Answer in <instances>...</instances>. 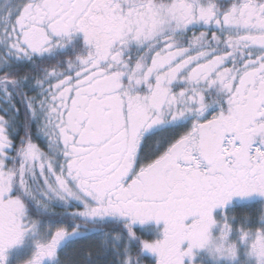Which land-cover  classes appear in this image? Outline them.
<instances>
[{
  "label": "snow or ice",
  "instance_id": "obj_1",
  "mask_svg": "<svg viewBox=\"0 0 264 264\" xmlns=\"http://www.w3.org/2000/svg\"><path fill=\"white\" fill-rule=\"evenodd\" d=\"M254 195L264 197V0L0 4V264L57 201L79 203L72 226L46 225L23 264H83L61 246L90 260L98 229L106 264H201L220 229L213 210ZM235 230L264 264V211Z\"/></svg>",
  "mask_w": 264,
  "mask_h": 264
},
{
  "label": "trees",
  "instance_id": "obj_2",
  "mask_svg": "<svg viewBox=\"0 0 264 264\" xmlns=\"http://www.w3.org/2000/svg\"><path fill=\"white\" fill-rule=\"evenodd\" d=\"M20 119H23V113H21V117ZM21 132L23 131V128L21 127ZM168 129H164L163 131L158 132L157 134H155V136L152 138V142H155L157 139H163L165 134L167 133ZM33 132L35 133V125H33ZM55 209H57L58 211L55 214L52 213H48V212H44L41 211L39 209L36 210V212L34 213V215H38L39 216V225L42 224H55V223H60L63 222L65 225L71 227L72 223H73V218L71 216V209L74 206H79L78 202H74V201H70L68 203H62V202H54L52 205ZM260 205L258 204H253L251 207L252 213H246V212H241V210H238V213L236 214L237 218L240 219L242 218V220L244 222H246V218L248 216H251L252 218V224L255 223V221L258 219V217L260 216ZM104 224V223H102ZM258 226V225H257ZM98 230H102V229H98ZM117 230L116 227L114 225H108L104 227V231H115ZM31 234V231L26 233V235ZM24 236V238H25ZM23 238V239H24ZM95 245V247L93 248V255L90 258V262H92L93 264H106V261L111 257V251L108 250L106 253L104 254H99L101 253V251L104 249V247H99L97 246L95 243H93ZM20 245V244H18ZM17 246V245H15ZM15 246H13L12 248L9 249V253L15 248ZM135 247V246H133ZM66 255L69 254V256L71 257V261H78V262H83V264H87V260L85 259L84 255H83V247L77 246L75 243H68L67 247H64L62 249V253H65ZM68 256V255H67Z\"/></svg>",
  "mask_w": 264,
  "mask_h": 264
},
{
  "label": "clouds",
  "instance_id": "obj_3",
  "mask_svg": "<svg viewBox=\"0 0 264 264\" xmlns=\"http://www.w3.org/2000/svg\"><path fill=\"white\" fill-rule=\"evenodd\" d=\"M224 215L222 213V217ZM225 223H228V228H224ZM219 225L220 229L214 231L204 245V256L211 264H253L252 259L244 254L243 244H238L237 236L232 237L230 235L231 223L221 218ZM240 235H244V233H240ZM251 243L249 241V250L251 249ZM238 248L240 249L239 252L237 251ZM201 264H203V260Z\"/></svg>",
  "mask_w": 264,
  "mask_h": 264
},
{
  "label": "flooded vegetation",
  "instance_id": "obj_4",
  "mask_svg": "<svg viewBox=\"0 0 264 264\" xmlns=\"http://www.w3.org/2000/svg\"><path fill=\"white\" fill-rule=\"evenodd\" d=\"M153 145H154V142L145 143V149L148 150ZM262 201H264V197H259V196L254 195V196L247 198V199H241L239 197H233L229 202L226 203V205L223 208V213L227 216L234 217V218L230 219L229 222L233 226V232L236 234V236L238 234L235 230L236 226H239V225L251 226L252 225L251 216H248L246 218V220H247L246 222H244L242 220V218H240V219L237 218L236 214L238 213V210H241V212H246L247 214L252 213V210H251L252 205L258 204L261 207L260 208V213H261V211L264 210V206H261ZM213 215H214V217L222 218L221 209L219 207L214 209ZM258 219H259V217H258ZM101 223H106V222H101ZM100 231L101 230H97V232L91 233V235L93 237L92 243H95L97 246L102 248V247H104V245H102L100 242V240H101V238L99 236ZM135 231H137L138 234L141 235L142 238H144V239L151 238L152 235L154 234L153 232H145L143 230V227L139 224H137L135 226ZM133 246H135V242H133ZM201 255L203 256V264H211V262L204 256L203 253H201ZM87 264H93V263L87 260Z\"/></svg>",
  "mask_w": 264,
  "mask_h": 264
},
{
  "label": "rangeland",
  "instance_id": "obj_5",
  "mask_svg": "<svg viewBox=\"0 0 264 264\" xmlns=\"http://www.w3.org/2000/svg\"><path fill=\"white\" fill-rule=\"evenodd\" d=\"M4 2L5 0H0V4H3ZM4 7H7V4H5ZM163 130H153L152 132L146 134L145 143L152 142L151 140L155 136V134ZM46 225H48V223L37 226V230L35 232H31V234L26 235L20 245L15 246V248L9 253V264H23V262L29 258L35 247L34 241H36L37 239H43L47 234ZM230 235L232 237L236 236L233 231ZM64 247L65 246H61V252ZM67 255L68 259L71 261V257L69 256V254ZM48 263L49 261L47 259L43 261V264Z\"/></svg>",
  "mask_w": 264,
  "mask_h": 264
}]
</instances>
